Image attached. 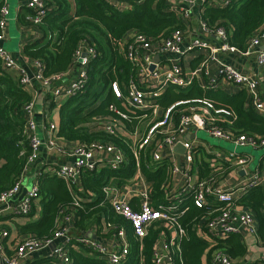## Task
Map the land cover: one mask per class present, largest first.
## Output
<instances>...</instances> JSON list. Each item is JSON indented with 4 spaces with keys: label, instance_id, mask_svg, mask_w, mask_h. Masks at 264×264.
Returning <instances> with one entry per match:
<instances>
[{
    "label": "trees",
    "instance_id": "obj_1",
    "mask_svg": "<svg viewBox=\"0 0 264 264\" xmlns=\"http://www.w3.org/2000/svg\"><path fill=\"white\" fill-rule=\"evenodd\" d=\"M44 1L48 10L39 25L49 31L52 38L45 44L39 41L26 45L25 54L41 63L45 77L70 70L76 62V51L82 41H87L95 49L84 88L60 106L57 135L68 142L100 141L113 144L123 152L124 161L118 167L105 165L83 171L81 189L75 187L74 193L58 176L41 174L38 177L37 199L41 200L42 215L38 220L21 226V232L27 233V237L47 240L65 226L64 217L70 216L78 232L95 230L99 236L117 237L118 242L122 230L129 245V253L121 264H156L154 254L160 238L171 236L167 223H153L146 235L140 238L135 234L131 222L112 209L104 194V188L111 180L131 178L139 165L141 173L147 178L153 207L167 209L173 205L175 212L184 211L177 214L186 236L176 240L181 250L178 256L183 264H204V257L206 264H214L213 252L217 247H223L233 258L243 256L247 247L237 233L217 239L214 245L208 244L200 236V233H208L207 223L216 214L212 210L223 205L220 200L209 195L211 205L198 207L194 204L193 192L180 198H175L178 192H171L174 176L172 162L168 159H153V145L156 146L163 139V133H156L152 145L137 148L136 158L132 139L128 135L138 130L139 139L145 137L155 122L152 121L153 111L130 109L126 98L118 99L112 92L99 101L114 81L125 95L131 81H136L142 87V66L129 60L126 55L132 38H127V35L134 32L154 43L170 36L177 29L183 30L185 25L179 8L170 0H128L126 5L110 0ZM4 5V0H0V18ZM202 8V21L208 29L214 32L224 28L229 43L242 51L248 50L253 37L264 32V0H230L228 5L222 6L205 3ZM30 11L35 13L33 9ZM20 20L22 24L28 21L24 17ZM33 99V94L20 83L18 75L5 69L0 59V194L15 184L25 167L30 151L25 106ZM155 100L165 111L174 106L170 113L174 127H177L183 115L191 114L194 108H201L203 102L207 101L213 106L209 121L216 126L234 136L247 134L256 139L264 137V115L256 111L246 89L226 94L223 91L206 90L193 83L185 89L170 86ZM110 105L128 113V119L114 113ZM104 120L116 125L115 134L108 132ZM196 152H202L200 157L196 154L195 162L201 179L213 175L218 181L227 177L236 167L233 160L214 164L219 160L211 159L209 162L211 156L201 148ZM90 193L94 194L92 199L82 200L84 197L91 198L88 197ZM235 204L251 213L264 242V185L247 187L236 196ZM27 215H35L34 207ZM106 227L107 233L103 234ZM75 243L78 249L71 243L67 247L70 263L45 256L30 264H108L103 255L83 242Z\"/></svg>",
    "mask_w": 264,
    "mask_h": 264
},
{
    "label": "built area",
    "instance_id": "obj_2",
    "mask_svg": "<svg viewBox=\"0 0 264 264\" xmlns=\"http://www.w3.org/2000/svg\"><path fill=\"white\" fill-rule=\"evenodd\" d=\"M112 2H118L121 5H126L128 0H110ZM138 2H143L145 0H137ZM178 8L182 20L190 15L191 7L196 2V0H170ZM230 0H223V5H228ZM27 6L35 11L32 22L35 24L41 23L43 17L45 16L48 8L44 0H29ZM8 13L7 5L5 4L1 10L0 18V59L3 63L5 69L14 71L20 80V83L27 86H33L34 81H39L44 86L51 87L52 96L55 98L59 97H70L82 91L88 78V68L90 59L95 55V49L87 44L86 41H82V44L76 51V63H80L82 69L79 72L78 77L73 80L69 85L62 87L61 81L64 75L55 74L53 76L45 77L43 75V68L40 62L36 63L39 65L40 70L32 77L30 76L26 69L21 67L13 56L5 48L3 41L5 39L4 27L6 23V15ZM205 29L211 32L207 25L203 22ZM220 38L223 39L224 43L218 49L228 50L232 52H242V53H253L257 55V60L260 65H264V45H262V38H264V32L257 35L251 39L250 46L248 50L242 51L238 47L229 43L228 35L224 28H218L214 32ZM184 41L183 31L180 29L175 30L172 34L158 42L155 50L159 52H166L172 55H182V43ZM198 43V41H196ZM206 46V44H204ZM153 42L147 39L144 35L136 34L128 43L126 55L132 62L141 65L140 70V83L150 84L149 91L140 87L139 83L136 81H131L126 87V95L123 93L119 84L114 81L110 84V90L114 96L118 99L126 98L129 105L135 110H152L153 113L157 112L158 105L156 102L149 101L150 97L155 99L159 96L161 90L166 89L169 86H176L180 88H185L191 84L189 78L185 77L183 69L178 64H173L171 67L161 69L158 64L153 60L154 52ZM213 51H215L213 49ZM85 54V55H84ZM155 64L153 71L150 70V66ZM224 77L234 83H237L245 87L252 99V103L258 113L264 115V100L261 96L258 81L251 78L249 75L241 73L235 67L229 64H222L221 69ZM148 76V77H146ZM60 82L59 85L55 86L54 83ZM54 85V86H53ZM212 104L204 101L203 106L199 111L193 112L191 114L183 115L179 121L177 127H172V120L170 118V113L174 106L168 108L163 117L149 128L145 137L139 139L135 142L134 149L135 155H138V149H143L147 145L154 142L156 138V133H163L164 137L156 145L154 151V159L160 160L164 152L173 150L177 144H182L185 151V163L184 167L189 168L195 161V145L189 141H185L183 136L187 131L194 127L201 130H207L212 136L218 138L219 140L232 141L235 147H246L251 146L253 148L264 147V137L261 139H256L253 136H248L247 134H240L237 136L232 135L229 131L224 130L221 127L216 126L213 122L209 121L210 109ZM110 109L119 115L123 119H128L129 114L121 111L117 106L110 105ZM197 108H194L195 111ZM198 110V109H197ZM26 117H27V130L29 135L30 151L28 152L25 166L33 163L40 152L43 145H46L49 149H56L62 152H67L70 157L74 159V164L72 165H62L56 170V175L66 181L71 187L78 184L81 174L85 170L95 169L96 166V154L107 153L112 155V167H118L120 163L124 161L123 153L118 150L113 144L103 143L100 141H93L91 143H77L70 150L61 147L55 137L56 125L50 123L47 126L50 136L47 141L44 142L36 134L37 123L34 118L35 114V101L32 100L25 106ZM220 112V111H217ZM107 130L111 134H115L116 130L112 125L107 126ZM217 158H213L215 161ZM227 161H234L235 165L244 166L248 163V159L243 156H238L237 152H232L227 159ZM223 161V160H222ZM214 163V164H218ZM25 168V167H24ZM174 172H179L180 167L178 164H173ZM246 171V168L243 169ZM23 174V172H22ZM15 182V184L8 190L0 194V212H8L12 210L11 198L14 197L21 189L23 175ZM189 177L188 175H186ZM189 179V178H187ZM259 186L264 185V177H262L258 172L253 173L251 179L243 186L239 188L243 192L249 186ZM188 191L194 193V204L198 207H203L206 205H211L208 199L209 195H214L218 200H220L223 205L212 210L216 212L207 223V235H209L214 241L217 239H222L228 234L239 233L241 228L246 229L249 233L257 235V228L254 217L249 212L236 213L235 212V196L233 191L226 190L221 187L218 181L211 175L206 179L197 180L194 185L188 189ZM187 189L182 192L177 193L175 198H180L181 196H186L188 194ZM39 193V185L35 184L31 190L27 193L24 200H22L17 208V211L22 215H27L31 212L33 207V201L37 199ZM104 194L107 201L110 203L112 209L119 215L123 216L129 220L134 228L135 234L143 238L148 228L157 221H164L167 223L170 229L174 230L176 235L181 239L186 236V230L182 227L178 220L177 213L175 212V206L171 205L167 209H158L153 207L151 198L149 195L148 186L144 183V190L141 193L140 208L136 210L133 208L129 201L125 199L121 193L109 186L104 188ZM76 204L78 202L76 201ZM175 212V213H173ZM179 214V215H180ZM70 216L64 217L68 219ZM119 235L124 236V232L121 230ZM10 237V232L6 229L0 228V264H20V260L26 258L37 251H41L44 248L51 247L59 239H64L68 237V230L64 226L61 229L55 231L51 238L47 240H42L34 237H27L23 239L15 248L13 252L8 253L5 246V240ZM84 244L91 248L93 251L103 255L108 264H121L124 262L125 258L129 253V246L127 244L121 243L117 250L109 252L107 248L98 242L83 240ZM170 245L174 246L176 249L179 247L177 243L173 240L170 241ZM176 245V246H175ZM172 248V247H171ZM51 257H56L63 263H70V257L68 254L67 245L66 246H56L54 254L49 255ZM154 259L156 264H162L164 261V254L161 250L156 248ZM214 264H233L232 258L223 249L218 248L213 253Z\"/></svg>",
    "mask_w": 264,
    "mask_h": 264
},
{
    "label": "crops",
    "instance_id": "obj_3",
    "mask_svg": "<svg viewBox=\"0 0 264 264\" xmlns=\"http://www.w3.org/2000/svg\"><path fill=\"white\" fill-rule=\"evenodd\" d=\"M13 1L16 3V5L15 10L13 11V15L12 17H10L11 10L9 0H4L5 4L7 5L8 13L6 15V23L4 27L5 39L3 41V44L7 51H9V53L17 61V63L21 67L26 69L27 73L33 77L40 70V67L35 60L25 54V46L39 41L41 42V44H45L49 41V39L52 38V35L49 33V31H45L39 24L30 25V22H32L35 13L33 14L31 11L29 12V9H31L27 6L29 0ZM205 3L206 5L222 6L223 0H196V2L191 7L190 15L186 17L185 20H183L185 27L182 30L184 34V41L182 43V55L178 56L166 52H159L158 50L156 51L155 48L157 46V43L154 42V62L157 63L158 67L161 69L171 67L173 64L180 65L183 69L185 77L189 78L191 81V84L185 88L190 87L194 83L198 84L206 90L212 89L214 91H223L226 94H233L240 91L241 89H246L245 87L237 83L227 80L222 74V64L232 65L241 73L249 75L251 78L258 81L261 96L264 100V65H260L258 63L256 54H247L238 51L232 52L228 50L218 49L224 43V41L217 34L209 32L205 29L201 17V12L203 9L202 7ZM21 17H24L29 22L27 21L26 24H22L20 20ZM134 35H136L134 32H130L127 35V38L130 39ZM196 41H198V43H196ZM204 44H206V46H204ZM262 45H264V38H262ZM213 49L215 51H213ZM94 56L91 57L90 61ZM157 57L159 59H156ZM87 68L89 69V65L87 66ZM81 69L82 67L80 63L75 62L74 66L70 70L62 73L64 77L61 81V86L65 87L69 85L73 80H75L78 77ZM12 72L15 73L14 71ZM148 80L149 79H146L145 81L147 82L142 83V88H144L146 91H149V89H151L150 84H148ZM33 84V86H27L26 88L33 94V100L35 101L34 118L37 123L36 134L42 139V141L46 142L48 137L50 136L49 131L47 130V126L50 123H54L56 125L55 137L58 144L65 149H72L74 145L77 144V142L65 141L59 138L57 135L60 122V106L69 97H59L54 99V97L52 96L51 87L44 86L42 83L36 80ZM54 84L55 86H57L60 84V82H56ZM166 89L164 88L163 90H161L159 96L162 95ZM110 92L111 90L109 85V89L107 90V92H105L107 94H104L101 100ZM155 99H152L150 97L149 101L156 102ZM127 105L130 107V109L132 108L128 102ZM197 109L193 112L199 111L200 108ZM162 113H165V110L161 109L158 105L157 112L153 113L152 121H158L161 118L160 116L162 115ZM103 122L107 124V126L110 125L106 120H104ZM171 125L172 127H174L173 123ZM112 126L116 130V125ZM199 130L201 129H197L194 127L190 128L183 136V139L195 145V152L197 151V149L201 148L203 149V151H205V153L210 155L211 158L209 162H211V159H213V157H216L219 160L218 162L222 160L225 161V159H227L232 152H237L231 151L226 147H216L214 145L208 144L206 140L198 137ZM128 136L130 139H132V143L134 146L135 142L139 139V132L138 130H136V132L130 133ZM220 141L233 143L232 141L228 140ZM152 144L153 143L149 145ZM154 147L156 148L155 144L153 145V148ZM196 154L194 163L192 164V166L187 168L184 167L185 153L179 154L174 150H167L164 152V155L160 160L168 159L172 162V168L174 163L178 164L180 167L179 172H174L173 169L174 176L171 190L172 193H176L178 191L182 192L184 189H187L188 191V189H190L194 185V183L197 182V180L201 179L199 173L200 170L195 162L197 160V155L198 157H200L202 155V152H198V154ZM237 155L240 157H246L248 159V163L244 166L235 165L236 167L227 177L218 179V183L221 185V187L229 191L232 190L235 197L242 193L239 188L245 185L251 179L253 173L258 172L262 177H264V156L261 157L259 165L256 168H250V164L253 160L252 157L247 153L237 152ZM95 158V168H101L105 165L112 166L111 162L113 157L111 154L97 153ZM136 158L138 159V155L136 156ZM72 164H74V159L70 157L67 152H62L56 149H49L46 145H43L40 149L37 159L33 163L25 166L22 174L23 180L21 189L14 197L11 198L13 205L12 210L10 209L8 212L3 213L0 212V228L6 229L10 232V237L5 240V246L8 253L13 252L17 245L28 236L27 233L21 232V226L29 222L38 220L42 215V204L40 198L33 201L35 215L32 217H29L28 215H22L17 211L20 202L24 200L31 188L35 184H38V177L41 174L50 176L56 175L55 172L60 166ZM244 168H246V171L243 170ZM186 175H188L189 177H187ZM144 183H146V186H148L149 189L147 178L143 176L138 165L135 174L131 178L122 181L111 180V183L108 186L118 190L121 195H123L125 199L130 202L131 206L138 210L140 208L141 193L144 190ZM67 186L74 193L75 187L81 189L80 179L77 185L71 187L67 183ZM189 192L190 191H188V193ZM88 197L91 198L84 197L82 198V200L92 199L94 197V194L90 193L88 194ZM234 209L236 213H242L246 211L249 212L248 210L237 204H235ZM61 224H63V220H61ZM64 225L68 230V237L59 239L51 247L44 248L41 251H37L32 255L21 259L20 264H30L33 260L54 254L56 246L67 245L68 247L69 243H71L78 249L79 247L75 242H83V240L86 239L103 244L109 252L117 250L121 243H125L128 245L125 236H119V241L116 242L117 237H104L101 235L99 236L96 234L95 230L89 231L87 233L78 232L74 227L72 217H69L68 219L64 218ZM256 228L257 235L249 233L246 229L241 227V232L237 233L241 235L247 247L246 253L243 256L233 258L228 252H226L223 247H217L216 249L221 248L227 254H229L232 258L233 264H264V242L261 240L258 234L257 223ZM104 233H107V227L105 228V230H103V234ZM170 234V238H168V235L167 237H161L156 247L161 250L162 254H164V261L162 264H183L181 258L178 256L181 251L179 244V247L177 249L174 246L170 245L171 240L176 243V240H179V237L172 229H170ZM94 236L96 237L94 238ZM216 241L217 240H213V245L217 243ZM204 264H206V257H204Z\"/></svg>",
    "mask_w": 264,
    "mask_h": 264
},
{
    "label": "rangeland",
    "instance_id": "obj_4",
    "mask_svg": "<svg viewBox=\"0 0 264 264\" xmlns=\"http://www.w3.org/2000/svg\"><path fill=\"white\" fill-rule=\"evenodd\" d=\"M10 3V10H11V16L13 15V11L15 10V5L16 3L13 0H9ZM8 16V18H9ZM107 94V93H105ZM104 96L101 95V98ZM101 98L99 100H101ZM198 137L201 139H204L208 142L210 145H214L216 147H226L229 148L231 151H237L239 153H247L252 157V162L250 164V168H256L259 165L261 157L264 156V147L261 148H253L251 146H246V147H235L233 143L226 142V141H220L218 138L212 136L208 131L206 130H199L198 131ZM236 148V149H235ZM200 236L202 239L207 240L208 244L210 243L211 245L213 244V240L211 237L205 233H200Z\"/></svg>",
    "mask_w": 264,
    "mask_h": 264
},
{
    "label": "water",
    "instance_id": "obj_5",
    "mask_svg": "<svg viewBox=\"0 0 264 264\" xmlns=\"http://www.w3.org/2000/svg\"><path fill=\"white\" fill-rule=\"evenodd\" d=\"M85 55V54H84ZM156 59H159L158 57L156 58ZM154 68H155V64H152L151 66H150V70L151 71H153L154 70ZM176 153H179V154H183V153H185V151H186V149H185V147L182 145V144H177L175 147H174V149H173ZM96 236H94V238H95Z\"/></svg>",
    "mask_w": 264,
    "mask_h": 264
}]
</instances>
